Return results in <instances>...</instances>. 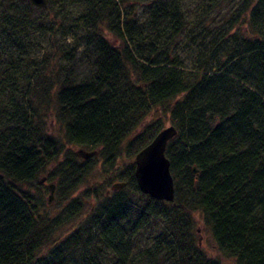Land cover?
Instances as JSON below:
<instances>
[{
    "label": "trees",
    "instance_id": "obj_1",
    "mask_svg": "<svg viewBox=\"0 0 264 264\" xmlns=\"http://www.w3.org/2000/svg\"><path fill=\"white\" fill-rule=\"evenodd\" d=\"M79 2L74 20L84 32L74 36L84 39V51L81 43L63 47L53 38L62 22L52 11L71 18L63 8ZM131 3L139 16L121 8ZM239 5L203 44L218 54L213 69L201 58L197 70L185 71L166 50L188 21L174 0H47L45 8L0 0V264H69L77 251L80 264H133V230L124 226L128 207L120 199H107L80 224L86 240L76 231L58 241L70 215H47L25 186L43 173L53 179L54 163L62 199L71 194L77 203L73 194L89 173L88 160L48 133L46 115L63 126L67 144L96 150V159L112 164L164 127L159 118L138 132L155 108L167 111L176 129L164 150L174 198L150 197L145 212L170 225L166 257L172 264H221L196 240L192 214L200 213L224 257L264 264V0ZM35 9L45 10V20ZM87 51L92 74L76 78L72 70ZM133 168L130 162L117 179L139 191Z\"/></svg>",
    "mask_w": 264,
    "mask_h": 264
},
{
    "label": "rangeland",
    "instance_id": "obj_2",
    "mask_svg": "<svg viewBox=\"0 0 264 264\" xmlns=\"http://www.w3.org/2000/svg\"><path fill=\"white\" fill-rule=\"evenodd\" d=\"M174 1L178 8L182 10L183 15L187 16L188 21L186 23V31L178 35L176 39L172 41V45L167 46V52L170 55L176 53L175 60L185 71L197 70L201 58L204 59L205 64H203L207 68L213 69L216 64L215 57L218 54L214 51H206L208 47L203 48V44L209 41L213 32L214 35L217 33L216 31L218 28L222 29L221 27L225 24L224 19L229 14L227 10L233 11L237 6H240L239 4L243 3L244 0H215V5H212V0ZM81 3L82 2H79L72 5V7L63 8L65 12L72 11V14H66L71 18L63 17L61 13L52 11V14H56L59 23L62 22V27H57L53 30L56 31L53 38L55 43L58 45L61 44L63 47L71 46L74 43H81L78 46L81 47V51H84V39L81 37L80 42H78L77 38L74 36L77 32H84L82 28L76 26V24L78 25V23L81 22L74 20L79 16V10L83 7L80 5ZM59 4H61V2H56L55 5L58 6ZM131 4L132 5L127 4L124 7L121 6V8L127 12H132L134 16H139L137 14L142 12L139 5L134 3ZM34 11V17L39 19L40 16H43L44 18H42V20H45V10L35 9ZM242 26L241 24V27ZM244 29L245 28H243V30ZM104 33L107 34V31L104 30ZM107 36H110V34H107ZM112 41H115V39ZM50 45L51 43L46 35L44 48H48ZM63 63L65 64V62ZM90 64L91 59L89 51L85 53L81 52L80 60L76 62L72 73H74L76 78L88 79L92 74ZM159 118L163 120L164 127L171 124L169 113L162 108H155L143 119L141 129H138V132L148 123ZM46 125L47 131L52 137L65 142L67 151L76 152L79 149H83L77 145L67 144L66 133L63 126L58 125V122L50 117V115H46ZM123 145H125V142ZM98 149L99 147H97V150ZM83 150L89 151L90 149L86 148ZM95 155L96 154L88 158L81 157L84 160H88L87 162L90 168L87 178L81 183L82 185L78 191L73 194L77 203H70L68 197L71 194L65 198V200L62 199L61 192L63 191V181L59 183V177L55 175L56 169L54 163L49 165V167L54 170V175L51 174L50 176L53 179H48L46 173H43L40 174L39 178L37 177L32 184L25 186L30 193L41 201L43 200L45 203V213H47V215L57 217L58 219H62L66 214L70 215V221L67 220L65 222L67 227L62 228L64 225L61 227V232L63 233L57 236L58 241H60L59 237L62 238L66 235L72 236L76 231H78V236L80 238L86 240V238H88V231L87 229L86 231H80V224L82 222L86 224L87 221L90 222L93 217L95 218L100 213L103 202H106L107 199L114 201V203L120 199V201L128 207L126 210L128 216L125 220L127 223L125 222L124 226L129 233L133 230V234L130 237L131 256L129 255V262L133 264H172L171 257H166V244H168L169 237L172 234L169 223L157 217L145 216L147 206L150 205V197H146V195L140 191H133L124 179H117L118 175H123L127 172L130 162H134V155L127 157L124 151H121L120 155L116 157L117 161H115V163L112 162V164H110L111 161L109 158L96 159ZM106 174L108 175L106 176ZM49 183L54 184L50 202L47 201L49 195L47 186ZM117 183H123V185L121 187H114ZM192 216L197 228L195 235L196 240L199 242L200 249L210 257L218 259L221 264H235L233 259L224 257L216 250L212 236L201 214L194 213ZM147 217H149L148 220L144 222V219ZM85 224L84 227L87 225ZM93 225L89 230V239L95 236L96 225ZM136 225L139 227H136ZM74 254L69 264H80L81 259L78 257V251ZM112 261L113 260L110 258L101 260L102 264Z\"/></svg>",
    "mask_w": 264,
    "mask_h": 264
},
{
    "label": "water",
    "instance_id": "obj_3",
    "mask_svg": "<svg viewBox=\"0 0 264 264\" xmlns=\"http://www.w3.org/2000/svg\"><path fill=\"white\" fill-rule=\"evenodd\" d=\"M32 5L45 8L47 0H28ZM176 133L173 125L161 128L155 136L134 155L133 175L138 189L156 199L172 201L174 198L173 178L169 170V160L164 154L166 143ZM82 158H88L96 154V150L76 151ZM193 171H196L193 168ZM123 183H117L114 187H121ZM50 194L48 202L52 198L54 184L49 183Z\"/></svg>",
    "mask_w": 264,
    "mask_h": 264
},
{
    "label": "bare ground",
    "instance_id": "obj_4",
    "mask_svg": "<svg viewBox=\"0 0 264 264\" xmlns=\"http://www.w3.org/2000/svg\"><path fill=\"white\" fill-rule=\"evenodd\" d=\"M133 164H134V162H133ZM134 169V168H133ZM48 190H49V188H48ZM140 191V190H139ZM141 192V191H140ZM143 193V192H142ZM49 194H50V191H49ZM144 194H146V195H148L147 193H144ZM149 197H151L150 195H148ZM151 198H154V197H151ZM154 199H156V198H154ZM157 200H162V199H157Z\"/></svg>",
    "mask_w": 264,
    "mask_h": 264
}]
</instances>
